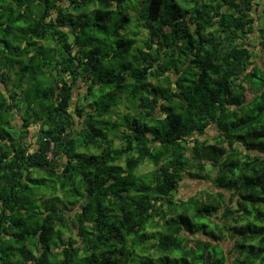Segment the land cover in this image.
<instances>
[{
    "label": "trees",
    "instance_id": "obj_1",
    "mask_svg": "<svg viewBox=\"0 0 264 264\" xmlns=\"http://www.w3.org/2000/svg\"><path fill=\"white\" fill-rule=\"evenodd\" d=\"M253 1L0 0V264H264Z\"/></svg>",
    "mask_w": 264,
    "mask_h": 264
},
{
    "label": "rangeland",
    "instance_id": "obj_2",
    "mask_svg": "<svg viewBox=\"0 0 264 264\" xmlns=\"http://www.w3.org/2000/svg\"><path fill=\"white\" fill-rule=\"evenodd\" d=\"M132 16H133V14H132ZM125 30H126L127 33L129 32V34H130L131 32L136 31V25H134V23H131V24L127 25V28ZM70 36H69V40L75 42V40L72 39V35H70ZM141 37L142 36H140L139 38L141 39ZM84 41L86 43L90 42L89 39H86ZM91 47L95 49V48L99 47V43H96V41H95V43H93V45H91ZM106 48L110 49L107 46H106ZM62 53H63L64 56H66V54L64 52H62ZM258 58H259V56H258ZM256 61H258L259 63L264 64L262 61H259V59H256ZM171 72L173 74V78L176 77V72L175 71H171ZM127 105H128L127 102H123V105L118 106V108L116 106L117 109L115 110V115L113 114V118L111 120V123H112L114 118H117V114L118 115H123V114H128L127 112H130L129 115H133V110L132 109H129V110L125 109L127 107ZM120 141H121L120 139H116L114 141L115 142L114 144H115L116 147H118ZM79 152L86 153L87 156H89V154H90L88 151H85V152L79 151ZM97 154H99V153H97ZM152 170H154V166L150 162H145L140 167L139 172H140L141 175H144V174L146 175V174H149ZM209 184H208V182H206L204 180H193V179H190V178L186 177L185 180L183 181V186L181 187V191H182L181 194L185 196V195H188V194L193 193V192L196 193V191L199 192L200 190H203V189H206V188H209V190H210V189H212V186H210ZM58 188H60V185H58ZM226 243H227V245L226 244H224V245L228 246L229 248H232V244H233L232 242L228 241ZM230 258L232 260L233 256L230 255ZM225 264H231V261H227Z\"/></svg>",
    "mask_w": 264,
    "mask_h": 264
},
{
    "label": "crops",
    "instance_id": "obj_3",
    "mask_svg": "<svg viewBox=\"0 0 264 264\" xmlns=\"http://www.w3.org/2000/svg\"><path fill=\"white\" fill-rule=\"evenodd\" d=\"M253 15L255 18L254 28L256 30L257 40L253 37L251 40L258 44V49L256 50V57L255 59H259V61H262L264 63V0H254L253 1ZM263 15V16H262ZM263 48V49H261ZM259 56V58H258ZM257 64L259 63L256 61ZM264 67V64L259 63Z\"/></svg>",
    "mask_w": 264,
    "mask_h": 264
}]
</instances>
